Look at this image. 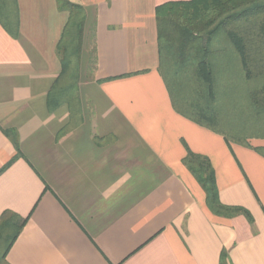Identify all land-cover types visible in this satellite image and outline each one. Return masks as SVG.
Masks as SVG:
<instances>
[{
	"label": "crops",
	"instance_id": "obj_1",
	"mask_svg": "<svg viewBox=\"0 0 264 264\" xmlns=\"http://www.w3.org/2000/svg\"><path fill=\"white\" fill-rule=\"evenodd\" d=\"M69 1L87 16L72 86L58 54L69 12L58 0L0 5V218L26 220L5 264H220L223 251L227 264H264L261 132L229 144L175 110L159 71L156 8L188 0ZM188 151L252 223L211 212Z\"/></svg>",
	"mask_w": 264,
	"mask_h": 264
},
{
	"label": "trees",
	"instance_id": "obj_2",
	"mask_svg": "<svg viewBox=\"0 0 264 264\" xmlns=\"http://www.w3.org/2000/svg\"><path fill=\"white\" fill-rule=\"evenodd\" d=\"M9 3L0 1L2 7ZM58 3L70 14L58 54L63 65L61 80L72 86L79 80L87 16L82 6L69 0ZM156 20L159 71L175 110L220 133L229 144L251 147L247 138L235 137H244L241 134L252 127L264 130V0L170 2L156 8ZM4 133L20 155L17 134ZM256 151L264 156V147ZM183 164L204 190L212 213L244 215L252 223L245 209L221 203L207 158L188 151ZM25 224L26 220L12 212L0 218V264H5ZM227 259L223 251L220 264H227Z\"/></svg>",
	"mask_w": 264,
	"mask_h": 264
},
{
	"label": "rangeland",
	"instance_id": "obj_3",
	"mask_svg": "<svg viewBox=\"0 0 264 264\" xmlns=\"http://www.w3.org/2000/svg\"><path fill=\"white\" fill-rule=\"evenodd\" d=\"M90 35V33L88 32V36ZM88 48H87V51H88V54L89 56L87 58V61H85L84 63H82V65L84 64V68H88L90 70H92L94 68V61H93V58H92V45L90 44L91 40L90 38L88 37ZM84 44H85V40H84ZM85 45L83 46V50L82 52L85 50ZM86 57V56H85ZM257 132H261L264 134V130L263 129H258L256 130Z\"/></svg>",
	"mask_w": 264,
	"mask_h": 264
}]
</instances>
